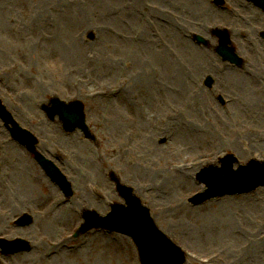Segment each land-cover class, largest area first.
Instances as JSON below:
<instances>
[{
    "label": "rangeland",
    "instance_id": "obj_1",
    "mask_svg": "<svg viewBox=\"0 0 264 264\" xmlns=\"http://www.w3.org/2000/svg\"><path fill=\"white\" fill-rule=\"evenodd\" d=\"M140 1L136 18L125 0H0V99L39 138V151L59 166L73 192L67 199L0 120V237L33 247L11 258L0 253V264H140L124 237L94 232L71 239L83 223L82 211L106 216L110 204H124L109 179L113 172L186 250L188 264H264V188L192 207L189 199L206 191L198 175L210 166L192 173L191 191L175 169L185 163L182 153L197 150L177 143L183 129L210 127L217 133L223 146L215 158L218 168L227 155L236 158L235 170L254 160L240 155L246 133L264 142V107L255 110L260 102L248 104L260 118H246L237 91L229 113L212 99L215 92L200 91V77L209 68L214 79L223 76L208 31L230 28V12L210 13L209 0ZM133 31L143 35V43ZM194 34L208 38L210 48L199 47ZM232 88L223 77L216 87L228 98ZM55 97L84 104L97 143L46 121L40 108ZM256 149L264 161V144ZM25 214L35 218L34 226L16 228ZM57 241L67 248L51 256Z\"/></svg>",
    "mask_w": 264,
    "mask_h": 264
},
{
    "label": "water",
    "instance_id": "obj_2",
    "mask_svg": "<svg viewBox=\"0 0 264 264\" xmlns=\"http://www.w3.org/2000/svg\"><path fill=\"white\" fill-rule=\"evenodd\" d=\"M200 42H202L199 39ZM228 42V41H227ZM225 60H228L229 51L223 48L220 50ZM50 117L56 115L60 117L68 132L72 133L81 129L87 138L90 133L85 125L84 108L80 103L66 105L55 99ZM0 116L5 121L10 120V115L0 103ZM18 132V131H17ZM18 140H21L24 133L18 132ZM50 177L61 187L66 196H72L70 186L52 164L44 159L40 160ZM236 163L233 157H228L223 162V169L207 172L200 176L202 184L208 187L205 194L195 196L189 201L193 206L204 204L212 199L222 198L228 195L249 193L264 186V164L252 162L248 167L240 168L238 171L233 170ZM121 196L126 200L127 207L114 206L112 213L102 218L95 212L89 211L84 213L85 224L80 229L77 236L89 233L94 229L108 230L124 236L131 237L138 248L141 264H185L184 255L173 245L166 235L161 233L156 227L150 212L143 206L142 202L133 194V190L125 186H119ZM30 218L22 220V225H30ZM26 243L14 242L7 243L0 240V247L3 254H10L22 251Z\"/></svg>",
    "mask_w": 264,
    "mask_h": 264
},
{
    "label": "flooded vegetation",
    "instance_id": "obj_3",
    "mask_svg": "<svg viewBox=\"0 0 264 264\" xmlns=\"http://www.w3.org/2000/svg\"><path fill=\"white\" fill-rule=\"evenodd\" d=\"M210 9L212 10L210 13H213L216 8L210 7ZM249 10L252 11L251 5L246 0L234 1L230 14H236V11L245 12ZM241 16L239 17L241 19H234L238 17L229 15L228 17L232 19L233 25L226 28L230 32L232 46L244 60V63L241 66L230 65L224 80H228L226 85L233 87L229 92V97H235V91H237V94H239L237 97L264 100V65H262L264 64L262 62L264 59V14L261 12V15L257 17L252 13H244ZM216 31V28L209 30L210 37L216 36ZM212 39L218 43V39ZM208 47H210V44ZM212 72L213 68L211 67L205 76L200 77L199 83L202 85L200 91L203 94L211 91L204 87V81L207 76H213ZM232 92L234 93L232 94ZM217 97L218 95H213L212 99L216 101Z\"/></svg>",
    "mask_w": 264,
    "mask_h": 264
},
{
    "label": "bare ground",
    "instance_id": "obj_4",
    "mask_svg": "<svg viewBox=\"0 0 264 264\" xmlns=\"http://www.w3.org/2000/svg\"><path fill=\"white\" fill-rule=\"evenodd\" d=\"M125 1H127V2H123V4L128 6L127 9L131 10V13L133 16L138 18L139 4L141 1L140 0H138V2L135 1L137 3H134L130 0H125ZM252 15H255L258 17V15L255 12H253ZM133 37L140 44L144 42L143 35L140 34L138 31H133ZM144 76H146V72L144 73ZM172 113H173V110H172ZM255 116H257V117H255ZM252 117L258 118L259 115H253ZM183 132H184L183 136H182V131L177 133V136H176L177 143L181 144L182 147L185 148V150H190V151H193L194 149H197V150L195 151L194 155L182 153L181 157L183 156V161L185 163L182 162V163L178 164L175 169L177 170L176 171L177 175L180 176L183 180L185 179V181L188 182L187 190L191 191V190H193V187H194V182L193 183L191 182L192 173L197 171V170H201L199 168H201L202 166H205V165L217 166V163H215V158L221 153L220 150L223 149V146L219 145L216 142L217 133L210 127L193 128L191 130L187 129L186 131L183 129ZM181 136H182V138H181ZM174 137H175V135H174ZM174 137H173V139H174ZM194 138L197 140V142H192V140ZM198 140H201L200 141L201 147H200L199 151H198V148H199V141ZM261 143H262V141L259 139V136L257 135V133H255V132L246 133L244 140L242 141V145L246 149H244L245 152L240 153L241 157H243V158L249 157V158H256L258 160H263L262 155H260V153H258V150L256 149V148H261V146L264 144V142L262 144ZM173 146H175V143H173ZM201 148H205V150L203 151V149H201ZM160 177L161 176H159V178ZM41 182L43 183V185L47 189H49L52 192V186L49 182H46L43 179ZM155 182L157 183L156 180H155ZM160 185L163 186L162 183H160ZM157 208H158V206H157ZM161 211H162V213L165 212L162 209H161ZM64 212H66V211H64ZM63 249H65V246L63 243L60 242L59 244L53 246L51 253H55V251L60 252L59 250H63ZM60 259H61V257H60Z\"/></svg>",
    "mask_w": 264,
    "mask_h": 264
}]
</instances>
